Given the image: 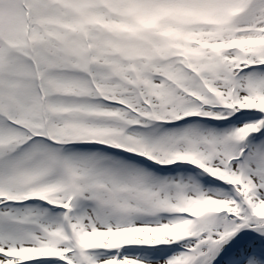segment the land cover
<instances>
[{"label": "snow or ice", "instance_id": "snow-or-ice-1", "mask_svg": "<svg viewBox=\"0 0 264 264\" xmlns=\"http://www.w3.org/2000/svg\"><path fill=\"white\" fill-rule=\"evenodd\" d=\"M0 264H264V0H0Z\"/></svg>", "mask_w": 264, "mask_h": 264}]
</instances>
